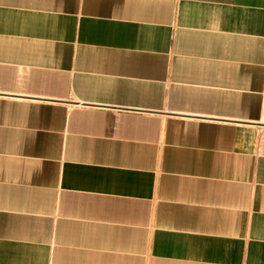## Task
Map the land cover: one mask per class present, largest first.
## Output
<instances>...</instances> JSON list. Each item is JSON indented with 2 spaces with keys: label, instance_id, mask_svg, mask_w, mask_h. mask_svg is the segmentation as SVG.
<instances>
[{
  "label": "crops",
  "instance_id": "crops-1",
  "mask_svg": "<svg viewBox=\"0 0 264 264\" xmlns=\"http://www.w3.org/2000/svg\"><path fill=\"white\" fill-rule=\"evenodd\" d=\"M0 264H264V0H0Z\"/></svg>",
  "mask_w": 264,
  "mask_h": 264
}]
</instances>
